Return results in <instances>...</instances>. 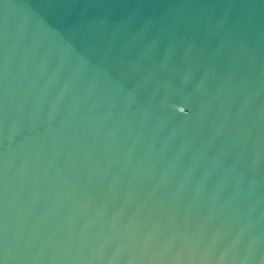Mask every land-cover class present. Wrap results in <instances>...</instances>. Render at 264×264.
<instances>
[{
	"label": "water",
	"instance_id": "1",
	"mask_svg": "<svg viewBox=\"0 0 264 264\" xmlns=\"http://www.w3.org/2000/svg\"><path fill=\"white\" fill-rule=\"evenodd\" d=\"M0 264H264V0H0Z\"/></svg>",
	"mask_w": 264,
	"mask_h": 264
},
{
	"label": "clouds",
	"instance_id": "2",
	"mask_svg": "<svg viewBox=\"0 0 264 264\" xmlns=\"http://www.w3.org/2000/svg\"><path fill=\"white\" fill-rule=\"evenodd\" d=\"M181 111H183V109H181Z\"/></svg>",
	"mask_w": 264,
	"mask_h": 264
}]
</instances>
